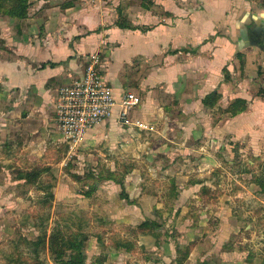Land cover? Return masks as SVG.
I'll return each mask as SVG.
<instances>
[{"label": "crops", "instance_id": "1", "mask_svg": "<svg viewBox=\"0 0 264 264\" xmlns=\"http://www.w3.org/2000/svg\"><path fill=\"white\" fill-rule=\"evenodd\" d=\"M28 1L21 21L0 14V98L6 102L0 169L16 171L10 163L18 151L45 161L48 147L64 143L55 125L57 92L80 79L89 56L100 52V74L115 101L135 95L139 104L129 119L152 130L126 127L115 108L85 136L81 147L115 145L110 158L117 154L133 167L125 188H109L115 187L110 180L88 190L86 204L72 196L85 208L77 211L86 215V264L99 256L103 264H264L255 222L241 233L244 218L234 212L236 199L255 191L245 182L251 171L243 159L251 165L264 154V83L255 86L264 78L259 65L255 76L249 70L261 53L250 38L264 23L261 3L76 0L62 9L70 0ZM119 13L138 29L117 27ZM49 63L54 66L41 67ZM210 95L215 101L205 104ZM236 99L247 102L246 110L223 114ZM22 133L33 137L21 142ZM241 141L240 156L233 154L229 148ZM235 187L240 190L231 192ZM144 222L149 229L137 232Z\"/></svg>", "mask_w": 264, "mask_h": 264}, {"label": "rangeland", "instance_id": "2", "mask_svg": "<svg viewBox=\"0 0 264 264\" xmlns=\"http://www.w3.org/2000/svg\"><path fill=\"white\" fill-rule=\"evenodd\" d=\"M254 1L257 8L261 0ZM132 3L134 4V2ZM0 14H2L1 11ZM250 60L253 62L252 58ZM254 61L255 63H251L249 70L255 76V67L257 69L259 65L260 75H263L264 78L263 54L259 53V56L257 54ZM246 74H248V71ZM262 83L264 81L256 83L255 86L259 89L262 87ZM2 100L0 98V107L6 104ZM215 116L217 115H214V121H217ZM128 126L126 125V127ZM143 131L149 132L151 130ZM21 136L18 137L19 139L22 138L21 142L26 139V142H29V139L33 137L28 136L29 138L25 139L26 133H22ZM114 146H105L102 142H99L88 149L79 147L73 150L65 141L64 143L57 142L55 147L50 146L56 148V152L48 147L46 160H40L39 162L35 161L36 159L34 161L27 160L24 153L20 154L19 151L15 153V157L10 164L16 168V171H2L0 169V264L56 263L47 250L46 239L52 235L55 237L61 235L64 238H70L73 235H78V238L81 235L84 237L83 229L86 226H84L85 221L83 218H86V215H83L81 211H77L78 209L83 210V212L85 210V208H79V201L86 204L89 198L88 190L102 188L101 186L105 182L110 181L111 179L106 178L108 173H115L116 180L120 174L130 172L133 169L130 164L126 165L121 158L118 159L117 154L110 158L109 153L117 152L116 148L112 149ZM242 148H244V143L241 141L229 149L237 155ZM35 149L39 150V146L36 145ZM55 154H57L56 165L53 162ZM17 155L20 157H16ZM261 158H264L263 153L258 158L252 159L253 163L251 165L247 163L250 160L249 157L243 159V169L246 172L251 171V174L245 178V182L254 184L255 191L251 190L244 199L240 195L241 197L235 201V207H238L234 208V212H239L244 218L240 224L241 233L245 232L243 228L247 223L255 222L256 227L253 230L255 235L254 244L263 250L264 194L259 193V187L253 182L258 178L264 180V175L261 173L264 161H261ZM223 164L225 167L227 166L226 163L223 162ZM240 164L241 160L237 165ZM30 172H40V175L33 181L20 178V174ZM120 178L123 179V184L127 180L125 176H120ZM113 183L115 187L109 184V188H125L123 184L121 186L115 184L114 181ZM232 183L234 182L232 181ZM61 188H74V190L70 194L69 191ZM231 190V192H235L240 188L235 187ZM242 190L246 192L248 188ZM74 194L85 199L79 200V203L73 202L76 199V197H72ZM249 216H252V218H249ZM44 238V245L39 244L40 240L44 242ZM37 243L38 245H36ZM66 259L65 257L64 260Z\"/></svg>", "mask_w": 264, "mask_h": 264}, {"label": "built area", "instance_id": "3", "mask_svg": "<svg viewBox=\"0 0 264 264\" xmlns=\"http://www.w3.org/2000/svg\"><path fill=\"white\" fill-rule=\"evenodd\" d=\"M100 54L92 53L83 76L62 86L57 92L55 125L63 140L75 150L84 144L88 131L109 119L118 108V120L122 124L140 130H152L147 124L131 122L129 112L139 104L132 93L124 94L117 103L111 88L100 74Z\"/></svg>", "mask_w": 264, "mask_h": 264}, {"label": "trees", "instance_id": "4", "mask_svg": "<svg viewBox=\"0 0 264 264\" xmlns=\"http://www.w3.org/2000/svg\"><path fill=\"white\" fill-rule=\"evenodd\" d=\"M76 0H70L61 5L62 9L70 8L74 5ZM261 6L264 8V0H261ZM29 8L28 0H0V11L6 17H9L14 20L21 21L27 17V11ZM118 20L116 21V26L120 29H129V30H137V27H134L127 18L119 13ZM144 30V28H142ZM46 66H54L53 63L43 64L41 67ZM216 98H213V95H210L206 98L205 104H210L211 101H215ZM247 108V102L242 99L234 100L223 112V114H227L229 117H234L242 112H244ZM127 172L120 174L118 179L115 180V173H108L106 178L108 180L114 181L116 184L122 186L123 179L120 176H125ZM261 173L264 175V162L262 164V171ZM20 178H26L28 181L35 180L40 172H30V173H22L20 174ZM257 187H259V193L264 194V180L262 178H258V180L253 181ZM137 232L145 231V229H149L148 223H142L136 228ZM47 241V250L53 256V260L58 264H86V257H85V245H84V237L81 235L78 238V235H73L70 238H64L61 235L58 236H50ZM42 240L39 241V244L44 245ZM38 245V243L36 244ZM120 248L125 247L124 244L118 243ZM66 253H68L66 255ZM189 249L186 248L184 251L180 252V258L184 260V258L188 255ZM67 258L64 260V258ZM104 258L99 256L95 259V261L91 264H103ZM40 264V263H39ZM181 264V262H180Z\"/></svg>", "mask_w": 264, "mask_h": 264}, {"label": "flooded vegetation", "instance_id": "5", "mask_svg": "<svg viewBox=\"0 0 264 264\" xmlns=\"http://www.w3.org/2000/svg\"><path fill=\"white\" fill-rule=\"evenodd\" d=\"M250 38L264 55V23L250 30Z\"/></svg>", "mask_w": 264, "mask_h": 264}]
</instances>
